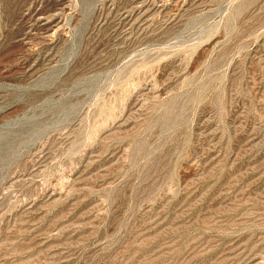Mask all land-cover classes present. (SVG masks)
<instances>
[{"label": "rangeland", "instance_id": "1", "mask_svg": "<svg viewBox=\"0 0 264 264\" xmlns=\"http://www.w3.org/2000/svg\"><path fill=\"white\" fill-rule=\"evenodd\" d=\"M0 264H264V0H0Z\"/></svg>", "mask_w": 264, "mask_h": 264}]
</instances>
